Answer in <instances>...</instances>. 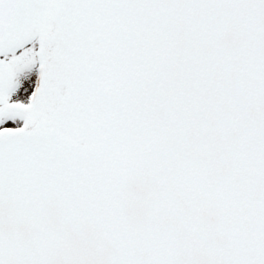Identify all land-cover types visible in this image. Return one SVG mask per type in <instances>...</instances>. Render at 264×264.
<instances>
[{"label":"snow or ice","instance_id":"snow-or-ice-1","mask_svg":"<svg viewBox=\"0 0 264 264\" xmlns=\"http://www.w3.org/2000/svg\"><path fill=\"white\" fill-rule=\"evenodd\" d=\"M0 264H264V0H0Z\"/></svg>","mask_w":264,"mask_h":264}]
</instances>
